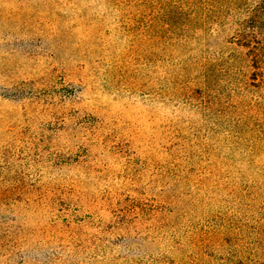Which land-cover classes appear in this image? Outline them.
<instances>
[{
	"label": "rangeland",
	"instance_id": "rangeland-1",
	"mask_svg": "<svg viewBox=\"0 0 264 264\" xmlns=\"http://www.w3.org/2000/svg\"><path fill=\"white\" fill-rule=\"evenodd\" d=\"M129 11L0 0V264H264V37Z\"/></svg>",
	"mask_w": 264,
	"mask_h": 264
},
{
	"label": "trees",
	"instance_id": "trees-1",
	"mask_svg": "<svg viewBox=\"0 0 264 264\" xmlns=\"http://www.w3.org/2000/svg\"><path fill=\"white\" fill-rule=\"evenodd\" d=\"M223 3L224 0L223 2L221 0H122L123 7L126 10L131 9L125 25H144V29L150 30L155 38L162 42L154 46L155 50L166 49L179 57L186 51L188 35L192 33L193 36L196 32L195 25H252L246 33L255 38H259L260 35L264 37L262 35L264 34V0H251V3H248L250 6H246L245 13L238 11L227 13L228 11L223 9ZM225 14L227 17L224 16ZM225 18L228 19V23L224 22ZM236 32L240 31L237 29ZM230 42L235 43L233 40ZM237 47L246 48L250 60L255 64L264 60L257 53L258 48L254 43L239 44ZM181 68L186 70L183 66ZM199 68L200 88H203L209 83L208 69L205 70L201 65ZM198 79L193 77L191 83Z\"/></svg>",
	"mask_w": 264,
	"mask_h": 264
}]
</instances>
